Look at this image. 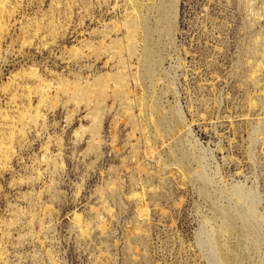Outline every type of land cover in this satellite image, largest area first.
Wrapping results in <instances>:
<instances>
[{
	"label": "rangeland",
	"instance_id": "obj_1",
	"mask_svg": "<svg viewBox=\"0 0 264 264\" xmlns=\"http://www.w3.org/2000/svg\"><path fill=\"white\" fill-rule=\"evenodd\" d=\"M0 264H264V0H0Z\"/></svg>",
	"mask_w": 264,
	"mask_h": 264
},
{
	"label": "bare ground",
	"instance_id": "obj_2",
	"mask_svg": "<svg viewBox=\"0 0 264 264\" xmlns=\"http://www.w3.org/2000/svg\"><path fill=\"white\" fill-rule=\"evenodd\" d=\"M177 3H178V2H177ZM131 25H132V24H131ZM133 26L135 27V24H134ZM133 26H131V27H133ZM135 28L138 30L137 26H136ZM135 28H134V35L132 34L133 36H135V33H136V29H135ZM132 29H133V28H132ZM132 29H131V31H133ZM169 30H171V29H169ZM136 34H137V33H136ZM132 35H131V36H132ZM137 35H138V34H137ZM133 36H132V37H133ZM158 61H159V59H158ZM158 64H159V63H158ZM152 67H153V66H152ZM152 67L149 66V69H151ZM152 70H155V69L152 68ZM89 92H91V91H88V92L85 91V92L82 93V95L85 93L84 97H85L86 99H89V98L91 97V94H90ZM96 92H97V91H96ZM96 92H94V93H96ZM104 92H105V91H103V94H104ZM92 93H93V92H92ZM112 93H113V92H112ZM114 93H115V92H114ZM89 94H90V96H89ZM98 94H99V95L101 94V95L103 96V94H102L101 92H98ZM106 94H107V92H106ZM115 94H116V95H115ZM115 94H114L115 96L113 97L114 99L117 98L116 96H118L117 93H115ZM95 95H96V94H95ZM104 95H105V94H104ZM112 96H113V95H111V97H112ZM84 97H83V98H84ZM87 97H89V98H87ZM97 97H98V96H97ZM97 97H96V98H97ZM107 97L109 98V96H107ZM118 97H120V96H118ZM101 98H102V97H100V99H101ZM103 98L105 99L104 96H103ZM108 98H107V99H108ZM81 99H82V98H81ZM97 99H98V98H97ZM82 100H83V99H82ZM84 100H85V99H84ZM105 100H106V99H105ZM89 101H90V100H89ZM78 102H79V100H78ZM98 116H100V115H98ZM177 122H178V120H177ZM179 122H180V120H179ZM174 123H175V122H174ZM176 124H177V123H176ZM178 124H179V123H178ZM178 124H177V125H178ZM181 124H182V123H181ZM174 127H175V126H174ZM181 127H182V125H181ZM97 129H99V127H98ZM170 129L172 130L173 128H170ZM156 130L160 131V130L157 129V128H156ZM165 130H166V129H165ZM178 130H179V128H178ZM155 133H161V132H156V131H155ZM159 135H161V134H159ZM167 135H168V134H167ZM162 140H163V139H162Z\"/></svg>",
	"mask_w": 264,
	"mask_h": 264
}]
</instances>
